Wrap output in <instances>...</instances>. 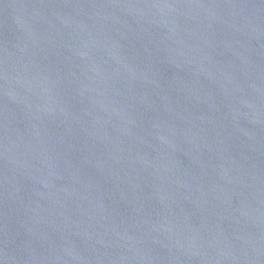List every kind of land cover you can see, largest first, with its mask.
Masks as SVG:
<instances>
[{"label":"water","instance_id":"95a60500","mask_svg":"<svg viewBox=\"0 0 264 264\" xmlns=\"http://www.w3.org/2000/svg\"><path fill=\"white\" fill-rule=\"evenodd\" d=\"M0 264H264V0H0Z\"/></svg>","mask_w":264,"mask_h":264}]
</instances>
